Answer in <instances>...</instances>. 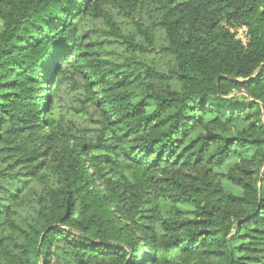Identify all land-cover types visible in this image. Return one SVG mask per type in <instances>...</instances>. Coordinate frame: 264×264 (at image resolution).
<instances>
[{
  "label": "trees",
  "instance_id": "trees-1",
  "mask_svg": "<svg viewBox=\"0 0 264 264\" xmlns=\"http://www.w3.org/2000/svg\"><path fill=\"white\" fill-rule=\"evenodd\" d=\"M158 2L181 92L137 99L127 76L111 78L107 60L75 47L73 17L97 16L100 0H0V178L51 148L62 165L15 259L0 240V264H56L60 250L73 264H264V0ZM226 26H244L245 43ZM63 59L101 120L105 165L51 115L41 84L64 73ZM239 120L248 121L231 137L211 127ZM234 154L226 178L239 190L225 193L209 174ZM163 168H173L168 177ZM165 193L191 216L163 208Z\"/></svg>",
  "mask_w": 264,
  "mask_h": 264
},
{
  "label": "rangeland",
  "instance_id": "rangeland-1",
  "mask_svg": "<svg viewBox=\"0 0 264 264\" xmlns=\"http://www.w3.org/2000/svg\"><path fill=\"white\" fill-rule=\"evenodd\" d=\"M158 1L100 0V13L97 16L87 13L75 15L72 19L74 37L80 42V45L75 46L78 51L86 53L85 57L94 61L107 60L108 66L116 69L111 78L115 75L127 76L128 87L133 89L137 99L152 91L161 94L181 92V84L173 74L176 68L175 58L167 49L168 41L160 24L161 8ZM172 1L178 3L185 0ZM226 27L233 32L238 29L237 26ZM2 28L0 18V32ZM60 57L57 56L55 60L60 62ZM70 58L68 54L67 59ZM61 62L64 73L56 77L54 82L41 84L47 89V95L52 97L51 115L60 126H65L94 145L92 152L103 161L106 157L105 150L98 146L101 145V120L94 108L87 106L83 91L76 84L79 77L71 63L64 59ZM243 95V92H232L229 97L239 102L243 100ZM260 118L264 123V107ZM247 121L239 120L236 124L217 122L211 123V127L219 128L224 135L231 137ZM252 153V150H247L242 157L250 159ZM237 160L238 156L234 154L221 165L213 167L209 174L213 184L225 193L239 190L226 178L227 172ZM8 163L10 162L3 163L2 167H6ZM105 164L103 161L102 165ZM119 167V174L123 172L126 178L132 179L129 167L122 164ZM172 169L160 170L162 177H168ZM6 171L7 176L0 178V240L9 249L10 257L15 259L16 254L21 251L23 231L35 222L41 202L61 184L60 153L51 148L30 164L11 163ZM197 171L196 168H191L183 170L182 174L190 181ZM167 194L163 197V208L174 207L184 215L191 216L192 206L178 202L174 197L168 198ZM172 257L179 259L180 255ZM0 261L3 262L4 259L0 257ZM216 262L215 259H210V264ZM56 264H73V258L68 252L60 250Z\"/></svg>",
  "mask_w": 264,
  "mask_h": 264
},
{
  "label": "built area",
  "instance_id": "built-area-1",
  "mask_svg": "<svg viewBox=\"0 0 264 264\" xmlns=\"http://www.w3.org/2000/svg\"><path fill=\"white\" fill-rule=\"evenodd\" d=\"M246 28L244 26L239 27L238 29H235V37L239 38L242 43L244 44L246 41V35H245Z\"/></svg>",
  "mask_w": 264,
  "mask_h": 264
}]
</instances>
